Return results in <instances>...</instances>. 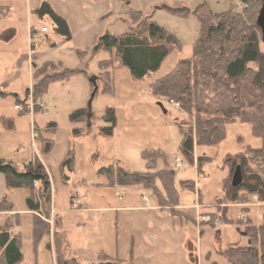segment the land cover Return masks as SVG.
I'll return each instance as SVG.
<instances>
[{
  "label": "rangeland",
  "instance_id": "rangeland-1",
  "mask_svg": "<svg viewBox=\"0 0 264 264\" xmlns=\"http://www.w3.org/2000/svg\"><path fill=\"white\" fill-rule=\"evenodd\" d=\"M43 3L66 20L68 36L54 29L49 13H38ZM200 5L214 13L224 12L232 5L237 10L243 7L236 0H0V92L11 93L0 95V115L12 117L15 125L7 129L0 117V157L14 161L20 168L26 160L44 165L51 182L52 200L55 199L59 210L56 218L50 206L48 213L44 208L35 213L45 221L49 231L48 236L35 241L32 212L25 213L28 191L10 192L12 211L0 213V226L13 222L19 232L22 260L18 264H57L53 253L57 239L65 256H76L80 262L89 264L85 263L83 251L96 250L98 245L111 249L108 237L114 232L110 227L113 221L118 227V258L132 260L130 264H226L217 251L229 244L246 243L236 224H226L215 217L213 221L219 219V223L210 225L199 219L224 206L221 204L224 188L232 179L225 159L238 153L242 145L259 147L261 140L251 135L248 125H228L226 138L220 144L195 148V158L198 155L212 158L200 174L195 161H188L179 150L182 136L176 122L186 123L185 114L148 88L150 81L168 73L178 60L191 56L200 32L201 24L194 13ZM1 7L6 11L1 12ZM171 8H186L189 13L174 14ZM131 11L141 12L143 19L154 21L175 35L181 48L171 50L159 69L143 79H134L126 67L112 70L111 92H104L106 78L100 63L110 56L103 50L94 52L93 47L106 33L128 32L133 26ZM30 26L49 27L43 41L37 42L33 49L29 43ZM9 29L14 30L13 37L2 40L1 36L8 34ZM259 49L264 51V42L260 41ZM48 62L60 66L57 68L60 72L80 71L49 83L37 101L32 94L36 81L31 80L30 69L34 65V71ZM250 66L257 67L254 63ZM27 89V101L32 98L33 102L32 114L14 109L16 104L23 107L13 94L22 99ZM35 102L43 105L46 114L38 106L35 108ZM106 108L113 109L115 125L103 120ZM80 109L84 110L86 120L72 122L70 115ZM32 123L38 133L34 145ZM103 127L110 128V134L102 132ZM43 139L52 143L49 152L43 151ZM144 152L158 154L149 164ZM172 156L180 157L183 165L174 168ZM111 164L128 172L173 169V184L182 205V209H176L184 215L159 206L153 192L141 184L99 185L106 178L97 173L98 169ZM182 182L189 186H183ZM36 184L40 191V184ZM156 184L161 187L158 181ZM71 200L89 210H79L80 204L76 210H70L74 208ZM249 201L225 205L226 218L235 221L246 215L254 224H260L264 203L258 204L254 196ZM124 206L133 209H119ZM104 207L119 210H91ZM57 222L61 224L60 231ZM56 227L63 232L64 240L54 234ZM130 235L138 240L134 250L131 242L128 244Z\"/></svg>",
  "mask_w": 264,
  "mask_h": 264
},
{
  "label": "trees",
  "instance_id": "trees-1",
  "mask_svg": "<svg viewBox=\"0 0 264 264\" xmlns=\"http://www.w3.org/2000/svg\"><path fill=\"white\" fill-rule=\"evenodd\" d=\"M236 1L242 3L241 10L235 9L232 5L224 12L214 13L206 6L200 5L194 12L201 24L200 32L191 56L178 60L168 73L150 81L148 88L153 95L179 103L178 108L186 116V123L176 122L182 136L179 150L188 161H195L200 174L203 173L204 165L210 163L212 158L205 155H198L195 158V148L220 144L226 138L228 125H248L251 135L261 140L259 147L242 145L238 153L225 159V164L232 174L239 166L242 181L237 187L230 184L224 188V196L221 199L224 206L210 212L208 220L204 223L213 225L215 217L226 224L234 223L241 228L242 235L247 239L245 244L239 242L229 244L217 251L225 259L226 264H264V213L260 224H254L246 215L235 221L225 216L228 204L248 203L249 197L253 196H256L257 202L264 203V51L259 49V43L264 42V38L257 23L262 0ZM5 9L1 7V12ZM38 11L40 15L44 12L49 13L54 29L63 36L69 35L66 20L54 12L47 3H43ZM170 11L182 16L189 13L186 8H171ZM129 15L133 26L128 32L120 35L106 33L98 38L93 47L94 52L103 50L110 56L100 63L104 69L102 75L106 78L104 92H111L112 70L121 66L126 67L134 79H143L159 69L171 50L181 48V43L175 35L156 22L143 19L141 12L131 11ZM13 35L14 30L9 29L8 34L2 35L1 39L9 41ZM252 63L257 67L250 66ZM58 67L60 66L48 62L33 71L36 83L32 87V94L37 101L49 83L64 80L80 71L75 69L60 72ZM28 94L29 89L22 99L13 94L15 101L22 105L23 111H28L26 107ZM0 95L6 96L7 93L0 92ZM35 104V108L38 109L36 102ZM102 117L104 121L115 125L113 109L106 108ZM70 120L85 121L84 110L74 111L70 115ZM101 130L110 134V128L103 127ZM42 141L43 151L49 152L51 141L48 139ZM157 154L144 152L143 156L150 164ZM97 173L106 178V182L99 185L114 187L141 184L153 192L159 206L168 207L173 214L184 215L183 211L176 209L179 203L173 184V169L128 172L118 165L111 164L101 167ZM0 174L4 177L7 189L28 191L25 201L27 209L33 215L35 241L44 235L48 236V225L35 214L40 213L43 208L48 213L47 208L51 201V186L45 167L28 162L20 168L12 161L0 158ZM157 181L160 188L156 184ZM36 183L40 184V191L35 188ZM182 184L189 186L185 182ZM11 211L10 202L5 198L0 199V212L10 214ZM14 228L15 224L9 221L0 226V264H18L22 260L20 236L18 232H14ZM60 242L57 239L53 251L56 263L81 264L75 258L65 256ZM130 262L99 252L96 262L91 264Z\"/></svg>",
  "mask_w": 264,
  "mask_h": 264
},
{
  "label": "crops",
  "instance_id": "crops-1",
  "mask_svg": "<svg viewBox=\"0 0 264 264\" xmlns=\"http://www.w3.org/2000/svg\"><path fill=\"white\" fill-rule=\"evenodd\" d=\"M31 28H33L32 26H30V29ZM49 28V27H48ZM35 29H37V28H35ZM48 33V32H47ZM47 33H45L44 34V36H46L47 35ZM29 36H30V31H29ZM31 48V47H30ZM32 49V48H31ZM33 67H34V65H33ZM33 67H31V69H30V72H31V80L32 81H34V78H33ZM5 93H7V94H11L10 92H5ZM14 109H15V107H14ZM34 112V111H33ZM0 117L1 118H3L2 119V121H3V124H4V127H6L7 129L9 128V129H13L12 127H14L15 128V125H14V119L12 118V117H9V116H2V115H0ZM12 123V125L11 126H9V123ZM11 127V128H10ZM36 154H37V152H36ZM0 158H2V157H0ZM3 159H5V158H3ZM32 159V158H31ZM11 161V160H10ZM14 164H17V163H15L14 161H12ZM28 162H34V161H31V160H26L24 163H22V165L24 166L25 164H27ZM21 165V164H20ZM44 166V165H43ZM18 167H20V166H18ZM45 167V166H44ZM47 171V170H46ZM48 173V172H47ZM49 182H50V178H49ZM102 184H104V183H102ZM50 186H51V182H50ZM35 188L37 189V188H39V186L37 187V184H35ZM51 189V188H50ZM13 190H19V189H7L6 188V186H5V180H4V177H3V175L2 174H0V199H2V198H5V199H7L8 201H10V197L8 196L9 194H10V192H13ZM28 197V194L26 195V198ZM72 198V197H71ZM26 200V199H25ZM72 201V200H71ZM148 202H149V206H150V208H151V199L150 198H148ZM258 204H260V202H257ZM80 204V203H79ZM230 205H233V204H230ZM51 208H52V210H53V218H56V213L59 211L58 209H56V207H55V199L54 200H52V195H51V201H50V205H49ZM177 208L178 209H182V205H179L178 204V206H177ZM119 209H121V210H131V209H133L132 207H128V206H124V207H122V208H119ZM119 209H114V208H111V207H109V208H107V207H104V208H93V209H91L92 211H96V210H98V211H114L115 210V212L117 211V210H119ZM70 210H76V208H73V209H70ZM79 210H81V211H88L89 209H86V208H83V207H81V204H80V208H79ZM197 212V211H196ZM1 214H3L4 212H0ZM25 213H27V214H31V211H29L28 209L27 210H25ZM9 214V213H8ZM11 214V213H10ZM57 220V219H56ZM80 223V222H79ZM115 222L113 221L112 223H110V227L111 228H113L114 229V232H112V233H110L109 234V237H108V239H109V246H111L110 248V250H107L106 248H104V247H102V249L101 248H99L100 246L98 245L97 246V248H96V250H92V251H83V252H85L84 253V255H83V258L84 259H86V261H85V263H89V264H91V263H94V262H96V260H95V255H96V253L97 252H99V251H103V252H105L108 256H110V257H119V249H118V244H117V239H118V237H117V231H118V227H117V223H116V225L114 224ZM57 226H58V228H59V231H60V227H61V224H60V222H57ZM203 226V225H202ZM201 225H200V228L202 227ZM14 231L15 232H18L15 228H14ZM58 230H57V227H56V229H55V232H54V234H57L58 236H60V237H62L63 238V240L65 239L64 238V236L61 234V233H63V232H59ZM19 233V232H18ZM131 242V244H132V247H133V250L136 248V243L138 242V240L133 236V235H130V241L128 242V244ZM66 247H69V243L68 242H66ZM67 250V249H66ZM64 252H66V251H64ZM54 253V252H53ZM66 255V254H65ZM71 257H73V258H75L79 263H81V264H84L83 262H80L78 259H77V257L76 256H72L71 255ZM119 259H122V258H119ZM132 261V260H131Z\"/></svg>",
  "mask_w": 264,
  "mask_h": 264
},
{
  "label": "built area",
  "instance_id": "built-area-1",
  "mask_svg": "<svg viewBox=\"0 0 264 264\" xmlns=\"http://www.w3.org/2000/svg\"><path fill=\"white\" fill-rule=\"evenodd\" d=\"M49 31V28L48 26H41L37 29H30V36H29V43H30V47L33 49L35 46H36V43L37 42H41L43 41V38H44V34L47 33ZM35 43V44H34ZM159 100V99H158ZM160 101V100H159ZM171 104H173L175 107H179V103H174L172 101H169ZM27 105H28V111L30 112V114L33 113L34 109H33V102H32V98L29 99V101H27ZM15 109L17 111H21L22 108L19 106V105H15L14 106ZM38 107H39V110L42 111L43 114H46L44 111H43V105L40 103L38 104ZM31 134H32V144L34 145V141L35 139L38 137V133L35 132V128H34V124L32 123V130H31ZM172 161H173V165H174V168H179L180 166L183 165V160L178 157V156H172ZM254 199L256 200V196H254ZM78 201H73L72 200V206L75 208L78 206ZM196 207V206H195ZM201 218L199 220H202V221H206L208 220L209 216H200ZM198 220V219H197ZM198 220V221H199ZM219 223V219L215 220L214 224H218Z\"/></svg>",
  "mask_w": 264,
  "mask_h": 264
},
{
  "label": "water",
  "instance_id": "water-1",
  "mask_svg": "<svg viewBox=\"0 0 264 264\" xmlns=\"http://www.w3.org/2000/svg\"><path fill=\"white\" fill-rule=\"evenodd\" d=\"M257 23L261 29L262 36L264 38V0L261 2V8L258 14ZM160 107H162V104L160 102L157 103ZM242 177H241V171L239 166H237L232 174L231 179V186L237 187L241 184Z\"/></svg>",
  "mask_w": 264,
  "mask_h": 264
}]
</instances>
